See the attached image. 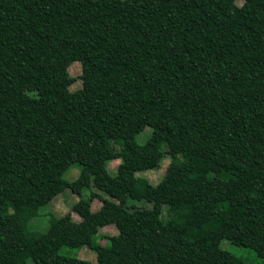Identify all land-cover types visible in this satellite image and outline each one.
Segmentation results:
<instances>
[{
    "label": "trees",
    "instance_id": "1",
    "mask_svg": "<svg viewBox=\"0 0 264 264\" xmlns=\"http://www.w3.org/2000/svg\"><path fill=\"white\" fill-rule=\"evenodd\" d=\"M7 1L0 264H93L61 254L83 246L96 264H248L225 240L264 259V0ZM166 158L157 185L137 176ZM65 191L71 211L30 229Z\"/></svg>",
    "mask_w": 264,
    "mask_h": 264
},
{
    "label": "rangeland",
    "instance_id": "2",
    "mask_svg": "<svg viewBox=\"0 0 264 264\" xmlns=\"http://www.w3.org/2000/svg\"><path fill=\"white\" fill-rule=\"evenodd\" d=\"M9 8V3L7 0H0V9L1 10H7ZM89 46L84 45L83 46V52L84 54H88ZM69 72L73 77H76V82L71 86V90H77L82 87V82L78 79L81 75V64L79 62H75L72 64L69 68ZM151 133V129L147 128L145 131H143L139 136L137 141L140 144H143L146 142V140L149 138ZM206 151L217 158H223L224 157V151L222 147L216 145V144H208L206 145ZM120 160H114L109 164V171L111 173H115L114 169L117 168L119 165ZM170 164V159L166 158L160 169L158 170H149V171H141L137 173V176L147 178L152 184L157 185L160 180L163 178L164 174L166 173V170ZM195 164V163H194ZM80 169L78 166H74L71 169H69L65 175L64 178L68 181H73L79 177ZM90 191H86L84 193V197H89ZM101 196L105 197L103 193H101ZM79 197L70 191H65L58 197H56L49 205L46 207H43L41 209V213L39 217H36L30 222V229L34 231L39 232H46L50 225V218L52 216L55 217H61L65 214L69 213L73 207V205L78 202ZM102 206L101 199H96L92 203V208L94 211H98ZM73 218L75 220H80V217L77 214H72ZM120 230L117 228L116 225H110L107 227H103L100 229V233L98 237L96 238V243L105 245L106 240H104L103 236H119ZM223 247L228 249V251L232 252L234 255L238 257H242L245 259L248 264H264V259L259 258L256 253L250 249H244L240 247H235L230 245L229 241H223ZM62 255L77 258L80 260H85L88 262H91L93 264L97 263V254L94 250H91L90 248L83 246L81 248H68L65 247L61 251ZM112 261L111 257L107 258V263Z\"/></svg>",
    "mask_w": 264,
    "mask_h": 264
}]
</instances>
